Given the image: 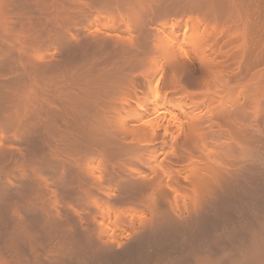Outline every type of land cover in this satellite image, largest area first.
I'll return each instance as SVG.
<instances>
[{
    "label": "bare ground",
    "instance_id": "bare-ground-1",
    "mask_svg": "<svg viewBox=\"0 0 264 264\" xmlns=\"http://www.w3.org/2000/svg\"><path fill=\"white\" fill-rule=\"evenodd\" d=\"M0 264H264V0H0Z\"/></svg>",
    "mask_w": 264,
    "mask_h": 264
}]
</instances>
